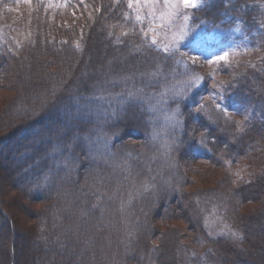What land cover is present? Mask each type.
<instances>
[{
  "label": "rangeland",
  "instance_id": "374dc122",
  "mask_svg": "<svg viewBox=\"0 0 264 264\" xmlns=\"http://www.w3.org/2000/svg\"><path fill=\"white\" fill-rule=\"evenodd\" d=\"M175 3L178 7L170 9L175 14L170 20L165 18L161 27L158 14L166 10L165 0H148L147 3L132 0L130 17L124 25L127 29L121 32H134L132 23H138L159 49L164 51L167 48L165 52L168 54L177 53L178 60L172 67L145 53L141 45L135 44V47L128 42L123 47L113 46L114 34L104 27L107 23L101 17L91 26L88 23L90 31L85 35L86 49L82 55L68 54L65 50L69 46L65 44L54 45V52L49 51L54 53H50L52 55H37L40 50L35 49L33 58L26 56V52L22 59L16 58L15 63L0 66V264H171L174 259L175 264H179L185 258L184 244L191 246L192 240L198 239L197 244L193 241L194 248L205 251L209 248L211 239L203 231L201 208L195 204L196 196L201 194H207L202 202L204 209L208 207L207 210L212 211L208 217L213 221L220 212L235 222L237 218L245 226L244 246L222 241L229 250L223 255L224 261L254 264L253 259L257 257L253 253L258 250L249 249L250 230L257 240L264 238V124L253 129L244 140L238 137L236 125H223L215 132L212 129L207 133L206 126L197 124L195 129L201 138L216 136L220 143L225 139L234 147L241 141L244 145L249 144L241 150L242 155L237 150L230 151L225 144L226 150L222 148L218 152L221 159L215 155L208 160L195 157L193 148L182 142L177 113L168 117L162 104L168 97H179L185 88L203 86L211 71L222 72L224 65H227V71L230 64L237 68L231 75L238 85L246 84L245 91L249 94L261 92L259 82L264 77V51L256 48L246 50L245 55L240 54L242 49L238 50V45L244 39L243 23L239 22L233 29L236 37L217 36L205 31L206 21L194 20L193 8H185L179 0ZM218 3L226 7L227 2L219 0ZM250 5L253 9V4ZM217 8H211L212 13L218 14L207 15L208 19L221 15L217 22H226L228 13H220ZM102 17L109 22L115 19L114 15L104 19L102 14ZM59 21L66 26L64 21L67 22V18L60 17ZM247 24L252 27L250 29L254 28L255 34L264 32V24L262 29L255 28L254 21ZM150 28L156 31H149ZM182 32L186 35L180 39ZM114 38L121 42L123 36L115 35ZM256 41L251 44L258 45L260 41ZM225 52L227 58L218 60L217 57ZM242 60L251 61L246 68L251 74H245L246 70L237 66ZM181 73L184 79L176 82ZM195 77L200 79L194 80ZM219 79L220 76L213 79L211 85L223 88L222 83L216 81ZM135 81L143 86L126 93L108 94L110 102L90 106L88 99L84 102L80 99L85 96L87 87L104 89L117 83L131 85ZM167 82H171L168 88ZM158 85L164 87L159 94L146 95L149 86ZM252 97H255L253 93ZM205 98L213 101L209 96ZM215 103L213 105L217 106ZM251 110L244 112L243 116L238 115V119L252 120ZM260 110L264 113V104ZM114 114H121L117 118L124 123L122 131L135 130L147 139V146L143 139L137 142L130 138L126 140L133 143L132 147L139 149L140 154L133 159L132 170L136 169L130 177L124 176L125 162H113L110 141L102 136L106 126L116 119ZM89 116L94 117L96 125L86 129L85 133L80 131L83 128L73 130L68 136L70 142L61 146L56 144L58 136L67 132V125L73 126L78 117ZM34 119H37L36 127L32 123ZM206 120V123L217 124L210 118ZM51 129H54L51 136L54 145L50 154L55 155L49 166L51 178L47 182L46 179L24 181L20 176L22 166L37 150L35 138ZM24 132L32 137L22 139ZM78 142H82L86 157L76 153ZM181 146L187 147V152L181 155L186 178L178 174L181 169L170 157L172 150ZM62 147L68 152L65 160L61 159ZM58 155L61 158L58 159ZM231 156L235 157L233 164L224 165L223 161ZM84 159L85 165L81 166ZM191 167H196V171ZM33 168L37 169V166ZM221 178H225L229 185ZM133 181L142 186L146 181L152 183L132 195L130 191L134 189L127 190ZM245 186H249L250 194L244 192ZM47 187L54 191L49 201L32 200L26 195L27 191H46ZM202 188L211 189L200 190ZM234 190L242 192L244 201H236L232 196ZM174 194L177 196L172 198ZM165 203L168 205L164 206ZM233 207L234 211L230 213ZM203 218L206 219V215ZM199 228L206 244L198 238Z\"/></svg>",
  "mask_w": 264,
  "mask_h": 264
},
{
  "label": "trees",
  "instance_id": "16d2710c",
  "mask_svg": "<svg viewBox=\"0 0 264 264\" xmlns=\"http://www.w3.org/2000/svg\"><path fill=\"white\" fill-rule=\"evenodd\" d=\"M218 1L219 0H211V2L207 3L204 7L199 9L193 8L194 20L197 22L206 21V24L204 25L206 32L213 33L217 36L224 35L229 39L230 36L236 37L233 35V29L238 27V23L241 22L245 26L242 31L244 34V39L239 41L240 44L238 45V50L242 49L240 54L245 55L247 53L246 50L252 51L256 48L258 50L260 48V51H264L263 30L260 34H255L254 28L250 29L252 27L249 28V26H247V23L254 21L255 28L262 29L264 24V10H262L264 8V6H262L264 4V0H224V2H227L226 7L223 4L218 3ZM250 3L253 4V9L249 7L251 6ZM211 8L220 9V13H228V20L224 23L223 20L217 22V19L221 20V15L208 19L207 15L215 16L218 14L212 13ZM130 12L131 6L129 0H29L28 2H26V0H0V66L4 65V63L6 64L7 62L15 63L16 58L22 59L23 54L26 52V56L33 58V50L35 49L40 50L39 53H36L37 55H45L46 53H49L51 49H54V45L62 46L65 44L69 46V48L65 50L68 54L78 53L82 55L86 49L84 46V41L87 37L85 35L89 29L88 27L94 24L97 18L101 17V20L104 22L106 21L107 23L104 25V27L108 29L109 32L111 31L112 34H114V37L115 35L123 36L121 42L117 41V38L112 37L114 40L112 41L114 43L113 46L118 48L123 47L126 46L128 42L133 46H135V44L141 45L142 50L144 49L145 53L156 57L163 65L172 67L176 63L175 60H178L177 53L172 52V54H168L165 51L159 49L151 41L150 37L145 35L146 30H142L138 23H132L135 25L133 28L134 32L130 31L128 34L121 33L127 29L124 25L127 23V20L130 17ZM122 13L125 15L122 16ZM102 14L104 19L109 17L111 18L113 15L115 16V19L112 18L114 21L110 22L108 19L103 20ZM60 17L67 18V22L64 21L66 26L62 24L63 21H59ZM88 23H90V26H88ZM252 41L260 42H258V45H256L257 43L252 45ZM53 52L50 53L54 54ZM50 53L49 55H52ZM250 62L246 60L238 61L237 66H239V68L242 67V70H246L245 74H251V70L246 69L248 63ZM258 62L262 61L258 59ZM226 66L227 65H224V70L222 72H220V70L217 74L214 72V70L211 71L210 74L208 73L209 77L207 79L209 80L207 81L206 79V82L203 86H198V88L195 89L193 87H190L189 89L185 88L179 97H168L166 103L162 104L163 108H166L168 117L173 115L175 112L177 113V126L180 127L181 140L182 142L188 144V147L193 148V155L198 158L211 160L215 155L217 158H220L218 152L221 151L220 149L222 148L226 150V147H224L225 144L229 146L228 148H230V151L237 150V153L240 155L241 150H243L245 146H249V144L246 143L244 145V142L241 141L238 142L236 147H234L233 143L225 139H223L220 143L219 137L216 136L210 137L209 135H205L204 138H201V136L198 134V131L195 129L197 124L200 126H206L208 128V131H206L207 133L212 131V129L215 132L216 129H220L223 125H236L238 131L236 133L238 137L241 138V140H244L250 134H252L253 129L256 130V128H260L261 123L264 124V113H262L260 110L262 104H264V77H262L259 82V86L261 87L262 91H253L252 93L255 95V97H252V93L249 94L245 91L247 90L245 89L246 84L245 86H242L241 84L238 85L239 82L234 76H232L233 73L236 72V66L230 64L227 71L225 68ZM261 73L263 74V72ZM212 74H215L216 76H211ZM219 76L221 79L216 81L219 84L222 83L223 88L221 86L217 87V85H215V87L214 85H211V82L215 81L213 79H216ZM181 77L182 73L179 75V77H176V82L184 79V77ZM170 85L171 82H167L166 87L168 88ZM141 86H143V84L139 83V81H135L131 85H121L120 83H117L104 89H91L87 87L84 90L85 96L81 97L80 99L83 102L88 99L90 106H95L103 101L104 103L110 102L108 94L126 93ZM163 88L164 87L162 85L154 87L149 86L147 90H145L146 95L159 94ZM201 92H203V94H201ZM208 96L211 99L213 98V101L207 100L205 98ZM215 100L217 101V104L215 103ZM213 103L219 107L214 106ZM68 106L71 109L74 108V106H70V104H68ZM128 108L129 107L127 106L125 110L127 111ZM250 109H252V120L246 119L244 121L238 119V115L243 116L244 112L250 111ZM120 116L121 114L114 116L116 119L114 118V121L106 126V130H104L102 136L110 141V149L113 152V158L115 159L113 162H125L124 167L122 166L124 168L125 175L123 173L122 175L130 177L136 169L135 168L132 170L133 159L140 157V154L138 151L139 149H134L132 147L133 143H127L126 140L130 138L131 140L137 142L143 139L145 141V146H147V139L146 136H144L141 132L135 130L130 132L127 131L128 135L124 136L126 131L121 130V126L124 124L121 123L119 118H117ZM207 118H210L217 124L213 125L209 122L206 123V121H208L206 120ZM61 122V124H63V121ZM94 122V117L90 116L76 118L75 124L73 126L67 125V132H64L62 135L60 134L58 136L56 144L61 146L66 141L70 142V138H68V136L73 130L79 131L83 128L84 130L80 131L85 133L88 131L86 129H90V127L92 128L93 125H96V122ZM230 126L229 128H231ZM53 131L54 129H51L43 133L41 132L39 134L40 136L38 137L35 136L37 150L35 153H32L27 157L24 166H22L23 171L20 174L24 181L29 180L30 182H34L40 181L41 179H46L47 182V180L51 178V175H49V166L51 159L55 158L54 154H50V150L54 145V139L51 138V136L54 134ZM25 134L26 133L24 132L21 136ZM135 137H139V140H135ZM188 138L189 141H187ZM81 144L82 142H78L76 144V153H78L80 156L84 155V157H86ZM41 152L42 154H40ZM60 152L62 153V158L58 155V159L61 158L65 160L64 157L68 154V152L65 151L63 147L61 148ZM184 152H187V147H178L177 150H172L170 157L171 161L174 160L178 169H181L178 174L186 178V173L183 172L181 167V155H183ZM222 154H224V152H222ZM220 159L218 161L221 163ZM234 160L235 157L231 156L228 160L225 159L223 163L226 166H230L233 164ZM85 161V159L82 161L81 166L85 165H83ZM28 163L29 165L26 166ZM35 166H37V169L33 168ZM137 166H141V164H137ZM25 167H28V169L24 170ZM184 167L186 166L183 163V168ZM191 169L192 171H196L197 168L191 167ZM215 180L218 183L220 182L219 179L217 180V178H215ZM221 180H223V183H226L227 186L229 185L225 178H221ZM147 182L148 181H146V184L151 186L152 182ZM132 183L135 182H130L128 185L129 188L127 190L129 191V189L131 190V188H133L134 190L130 191L132 192V195L135 194L133 193L134 191L140 192V189L146 186V184L144 186H142L143 184L138 185V181H136L135 184ZM138 186H140V188H137ZM18 187L21 189L20 186ZM48 188L49 187L45 188L46 191L38 189H34L31 191V193L27 191L26 195H28L32 200L49 201L51 199V194L54 195V191L49 188L50 192H48ZM204 189L210 191L211 188H202L200 190ZM206 190L205 193H207ZM244 190V192L250 194L249 186H245ZM22 192L26 193L25 190H22ZM33 194H35L37 197L34 198ZM39 194H44L46 198L40 196ZM232 194V196L237 199H235L236 201H244V195L242 196V192L240 190H236L235 192H232ZM237 195L239 197H237ZM176 196L177 195L174 194L172 198H175ZM245 196L247 195L245 194ZM204 198H207V194L197 195L195 199V202L197 203L195 204L201 208L200 210L203 219V221H201V225L204 229L203 231L211 239L209 240V248L206 249V251L202 250V248H194L192 245L194 242L196 244L199 243L198 239L192 240L191 246L184 244L183 251L186 254L185 258L183 260L181 259L182 261H180L179 264H231L230 262L224 261L223 255L229 250L226 246V243H222V241H227L229 245L232 244L242 246V242L246 241L244 233L245 226L243 227V222L240 223L237 218H235V222L233 219L228 218V216H224L225 214L220 212H218V215H215L217 218L215 221H213L211 217H208V215L213 214L212 211L209 210V213L207 210L208 207H205L206 209H204V204L202 202ZM168 201H170V199ZM167 205L168 203L164 204V206ZM124 210H126L125 206ZM233 211L234 207L232 210H230V213ZM203 215H206V219L203 218ZM199 222L200 219L198 218V224ZM201 230L202 229L199 228L200 234L198 235V238L200 239L203 238ZM250 233V238H248L250 241L249 249L252 251L258 250V253H253L257 257L256 260L253 259V262L254 264H264V238L257 240L252 234V229L250 230ZM201 241H203V243L205 241L206 244V239H202ZM180 254L178 255L179 260L181 258ZM175 261L176 260L174 259V262L171 264H175Z\"/></svg>",
  "mask_w": 264,
  "mask_h": 264
},
{
  "label": "snow or ice",
  "instance_id": "6c2138e0",
  "mask_svg": "<svg viewBox=\"0 0 264 264\" xmlns=\"http://www.w3.org/2000/svg\"><path fill=\"white\" fill-rule=\"evenodd\" d=\"M130 2V6H131V2L132 0H129ZM137 3H139V0H136ZM148 0H145V3H147ZM211 0H179V4H182L185 8H196L199 9L201 7H204L207 3H210ZM165 5H166V10L162 11L158 14V18L161 21V27H163V21L165 20V18H168L169 20L171 19V17L175 14L173 11H170V9H175L178 7V5L175 3V0H172V2H170V0H165ZM145 18H147V15L145 16ZM139 19V17H138ZM185 19H188V17H185ZM155 21H153L154 23ZM238 30V29H237ZM149 31L155 32L156 29L154 28H150ZM145 35H147V32H145ZM184 35H186V32H182L180 39L184 38ZM153 43H155V41L153 40ZM164 51H168L167 48L164 49ZM228 56V53L225 52L223 56H219L217 57L218 60H224L226 59ZM200 79V77H195L194 80H198ZM219 107V106H217Z\"/></svg>",
  "mask_w": 264,
  "mask_h": 264
},
{
  "label": "bare ground",
  "instance_id": "6f19581e",
  "mask_svg": "<svg viewBox=\"0 0 264 264\" xmlns=\"http://www.w3.org/2000/svg\"><path fill=\"white\" fill-rule=\"evenodd\" d=\"M53 114H54V112H53ZM53 114H51V115H53ZM48 121H49V120H48ZM32 123H33L34 127H36L35 124L37 123V119H34V121H32ZM121 123H122V121H121ZM123 124H124V123H123ZM33 131H34L33 133L35 134V133L37 132V129H36V131H35V130H33ZM127 135H128V132L126 131L125 134H124V136H127ZM30 137H32V136H31V135H28V134H27V135H23V136H21L22 139H23V138L26 139V138H30ZM139 137H140V136H139ZM139 137H137V138L135 137V140H139ZM15 141H16V140H15ZM15 141H14V142H15ZM12 142H13V141H12ZM18 142H19V141H18ZM22 143H23V142H22ZM22 143H19V144H22ZM41 146H42V145H41ZM35 151H36V150H35ZM84 164H85V163H83V165H84ZM39 195L42 196V197H44V198H46V196H45L44 194H42V195L39 194ZM33 196H34V198L37 197L35 194H33Z\"/></svg>",
  "mask_w": 264,
  "mask_h": 264
}]
</instances>
